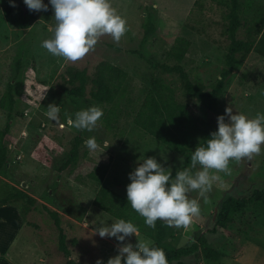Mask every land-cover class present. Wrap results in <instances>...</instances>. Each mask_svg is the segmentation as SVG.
Instances as JSON below:
<instances>
[{
    "label": "rangeland",
    "instance_id": "1",
    "mask_svg": "<svg viewBox=\"0 0 264 264\" xmlns=\"http://www.w3.org/2000/svg\"><path fill=\"white\" fill-rule=\"evenodd\" d=\"M194 1L0 0V102L8 90L13 99L0 199L20 192L31 200L9 197L5 206L14 216L0 210V264H118L149 245L146 236L94 207V194L74 180L106 162L101 185L145 211L155 191H165L156 211L172 229L175 247L202 235L219 253L217 261L198 253L182 258L185 264H264L261 204L241 209L224 229L209 233L224 200L264 190V0L238 28L237 38L253 39V45L231 71L212 113L185 96L175 72L159 66L177 64L166 53L181 35L190 42L180 64L188 79L208 90L218 78L227 46L226 7ZM148 14L154 34L139 47ZM100 63L123 70L134 96L143 93L135 114L120 119L116 132L102 124L105 105L88 95ZM153 80L167 85L172 97L154 90ZM183 107L220 132L185 168L181 156L158 143L161 136L180 141ZM5 122L0 107V129ZM74 138L81 140L76 162L61 169ZM54 220L67 257L58 250Z\"/></svg>",
    "mask_w": 264,
    "mask_h": 264
},
{
    "label": "trees",
    "instance_id": "2",
    "mask_svg": "<svg viewBox=\"0 0 264 264\" xmlns=\"http://www.w3.org/2000/svg\"><path fill=\"white\" fill-rule=\"evenodd\" d=\"M196 2L197 0L194 1V4ZM212 2L226 7V12L223 15V19L226 20L223 33L227 39V46L223 68L220 70L218 78L209 86V89L204 90L199 85L193 84L180 66L181 63H184L185 54L190 46L189 40L184 36L177 35L166 53L167 57L177 64L173 66L159 65L164 71L175 72L182 82L185 96L198 107L211 113L216 110L224 84L231 71L244 60L253 45V39L237 38L238 28L242 26L241 22L249 24L252 14L256 15L262 9L260 0H212ZM242 14H249V16ZM141 28L142 36L139 47H143L154 34V24L150 14L146 15ZM247 32L249 33V31ZM77 77L80 82L77 92L82 93L83 87L81 85L84 82V72H79ZM90 83L89 98L96 103L105 105L101 117L102 124L109 130L119 131L116 123L122 118H130L135 114L143 93L141 90H137V95L134 96L127 74L120 68L108 63H100L97 66ZM151 86L160 94L169 98L172 97V91L161 80H153ZM8 89H10L9 86ZM0 107L6 111V122L3 128L0 129L1 172L8 166L9 148L5 138L9 130L8 121L13 111V99L9 90L4 94ZM178 135L180 141L171 139L168 136H161L158 138V143L167 151L181 156L183 158L182 168H185L200 153L213 146L218 140L220 132L209 122H204L193 116L183 107ZM80 143L79 138L73 139L69 154L64 164L61 165V169L75 164ZM107 169L108 162L99 163L93 166L89 172L76 175L74 180L94 194L92 199L94 207L150 240L149 245L135 252L133 257L123 259L118 264H185L182 262V258L194 257L198 253L205 260H218L219 253L202 235L198 236L196 241L188 246L175 247L173 245V231L158 217L156 211L158 202L165 195V191L156 190L151 210L149 212L145 211L101 185ZM9 197L14 203L19 200L31 202L22 193L14 192L11 196L0 199V206L8 205ZM253 204L264 206V190H254L247 198H227L220 204L214 217L213 228L209 230V233H214L216 229H224L231 222L235 213ZM54 222L57 228L58 250L63 256L67 257L68 252L64 245V235L57 224V220H54Z\"/></svg>",
    "mask_w": 264,
    "mask_h": 264
},
{
    "label": "crops",
    "instance_id": "3",
    "mask_svg": "<svg viewBox=\"0 0 264 264\" xmlns=\"http://www.w3.org/2000/svg\"><path fill=\"white\" fill-rule=\"evenodd\" d=\"M5 210L6 212H10L12 215H13V210L10 208V207H8V206H5V205H1L0 206V210ZM0 215H1V213H0ZM14 216V215H13Z\"/></svg>",
    "mask_w": 264,
    "mask_h": 264
},
{
    "label": "water",
    "instance_id": "4",
    "mask_svg": "<svg viewBox=\"0 0 264 264\" xmlns=\"http://www.w3.org/2000/svg\"><path fill=\"white\" fill-rule=\"evenodd\" d=\"M216 211V210H215ZM215 211H214V213H213V218L215 217Z\"/></svg>",
    "mask_w": 264,
    "mask_h": 264
}]
</instances>
